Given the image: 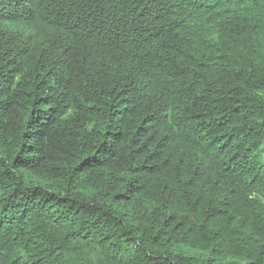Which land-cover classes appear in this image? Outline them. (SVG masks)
<instances>
[{
	"label": "trees",
	"instance_id": "obj_1",
	"mask_svg": "<svg viewBox=\"0 0 264 264\" xmlns=\"http://www.w3.org/2000/svg\"><path fill=\"white\" fill-rule=\"evenodd\" d=\"M0 264H264V0H0Z\"/></svg>",
	"mask_w": 264,
	"mask_h": 264
}]
</instances>
